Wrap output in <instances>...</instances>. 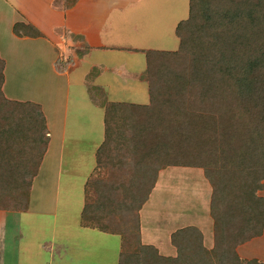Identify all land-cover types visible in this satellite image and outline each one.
<instances>
[{
	"label": "trees",
	"instance_id": "16d2710c",
	"mask_svg": "<svg viewBox=\"0 0 264 264\" xmlns=\"http://www.w3.org/2000/svg\"><path fill=\"white\" fill-rule=\"evenodd\" d=\"M13 33L40 35L22 24ZM175 35V51H142L148 76L163 84L156 93L149 78L146 105L105 104L79 224L120 236L117 264H264L235 252L264 231L257 195L264 189V0H189ZM167 56L184 67L163 75ZM65 67L55 64L59 73ZM3 70L0 58V210L17 212L27 208L48 136L39 105L4 97ZM169 166L202 169L211 187V250L193 227L170 235L174 258L140 243L138 211Z\"/></svg>",
	"mask_w": 264,
	"mask_h": 264
},
{
	"label": "crops",
	"instance_id": "0c3cea01",
	"mask_svg": "<svg viewBox=\"0 0 264 264\" xmlns=\"http://www.w3.org/2000/svg\"><path fill=\"white\" fill-rule=\"evenodd\" d=\"M70 1L73 3L69 7L65 6ZM154 1L163 0H0V58L4 61L2 93L8 100L28 101L39 105L45 119L48 136L45 152L31 182L27 208L17 212L0 211V264H21V257L17 254L16 248L24 240V235L17 228H14L17 227L16 222L18 220L21 222L20 214L54 216L56 194L61 186L60 176L65 177L63 189H67V185L72 182V175L83 173L85 178L89 177L95 168L96 151L104 139L105 104L107 102H122L103 101L101 106L97 105L95 100L90 98L94 87L91 88L87 84V75L73 73L76 85L73 93L75 100L69 106L70 83H72L69 78L70 70L78 66L82 59L86 60L88 56L86 53L82 58H75V45L79 43L78 47L82 48L80 44L84 41L86 46L83 48L91 49V51L140 52L143 49L133 48L124 42L108 44V41L111 40L116 29L119 30V28L130 24L131 21L140 18L141 13L151 7ZM15 23L33 27L40 35L38 37H19L13 33L12 27ZM43 60L50 64V68L47 70L40 69L41 64H39V73L30 75L29 68L34 67L36 61L42 62ZM9 62L19 63L18 66L21 67L16 72V78H20V72L23 74L22 80L31 77L38 79L41 88H39L38 96L33 95L34 98L18 96L19 86H11L8 83L7 66ZM58 63L60 66L66 65L65 70L61 73L57 72L55 68V64ZM100 70L103 72V69ZM46 71H48L47 74H45ZM103 81L105 80L101 82ZM123 103L134 106L146 105L133 102ZM89 106L97 107L99 113H95L99 123H94L101 129V133H98L97 136L92 134L91 123H88L84 117V112ZM82 108L84 109L83 112ZM84 130L85 132H83ZM82 159L84 161L80 163ZM82 168L83 171L80 172ZM184 177L187 179L185 185L188 182L191 183V180L193 181L192 186H188V188L192 190V194L194 193V200H192L191 194L190 197L192 198L189 199L192 200V204H188L186 210L183 204L179 207L177 202H175L174 210L169 209L172 207L170 201H175V195L171 191L176 184L184 183ZM181 188L175 189L178 191ZM210 196L211 188L201 171L196 168L169 166L158 171L149 199L139 210L141 244L152 246L162 257L174 258L176 250L170 243V235L182 227L193 226L202 234L204 248L211 249L213 247V235L209 216ZM179 211L185 212L178 216ZM174 214L178 218L185 217L183 221L179 219L180 222H184L182 225L179 221L174 222L181 225L177 226L178 228H175L176 226L174 228L169 227L163 232L161 229H155L152 226L147 228L143 225L145 223L143 221L144 216L150 217V223L153 221L156 223V220H153L157 218L156 215L160 217L171 216L172 218ZM79 228L83 230V233H78L80 237L87 236L90 231L110 235L82 227L80 224ZM25 237L29 240H24L23 244L30 246L24 250V253L27 255L36 252L37 255L36 263L33 264H63L64 256L66 257L67 252L70 251L74 253L76 259L78 256L79 259H84L83 253L85 260L92 256L81 249L82 244L78 246L71 242L75 235L66 239L51 235V242L48 244L44 243L43 238H35L34 235H25ZM118 238L119 241H116L117 248L113 247L114 250L118 249L116 264L121 248V238L120 236ZM65 240H69V242L65 243ZM44 259H47L48 262ZM24 261L27 264L30 263L28 260L24 259ZM70 264L81 263L74 261Z\"/></svg>",
	"mask_w": 264,
	"mask_h": 264
},
{
	"label": "rangeland",
	"instance_id": "374dc122",
	"mask_svg": "<svg viewBox=\"0 0 264 264\" xmlns=\"http://www.w3.org/2000/svg\"><path fill=\"white\" fill-rule=\"evenodd\" d=\"M153 3L154 4H152L151 7H148L146 11H143L141 13L140 18L131 21L130 24L126 25L125 27L119 28V30L116 29L113 33V36L111 37V40L108 41V44L124 42L125 44L130 45L131 47L136 49L159 51L177 50L179 45V38L175 35V28L179 22L185 20L188 16L189 0H163L159 2L154 1ZM78 44L79 43L75 45V58H82L86 53H88V56L86 60L82 59L78 63V66H76V64V67L72 68L71 70L68 69L70 70V82H72L70 83L71 92L69 94L70 98L68 99L69 106L70 104L72 105L75 100L73 93L76 89V85L75 76H73V73L87 75V84H89V87L91 88L94 87L92 88V93L91 91H89L91 93L90 98L95 100L96 104L100 106L103 101H122L147 104L148 88L150 87L149 78L150 81H152L156 86L155 88L157 90L154 89L156 93H158V91L162 89L163 84L159 81V79H163V77H158L157 75L158 81L160 82L159 84V82H157L155 73H153V79V76H148L147 71H145V56L141 52L143 50H140L141 53H128L125 51L122 52L107 50L91 51V49L89 50L87 48H83L84 46H86L84 41L80 44L82 48L78 47ZM45 61L48 62L47 59H45ZM45 61H36L34 63L35 65L33 64L34 67H31L28 70L30 75L37 73L38 71H40V69L47 70L48 68H50V64ZM167 61L169 63V68L160 67L159 69V71L163 73V75H166L172 68L182 69L184 67V65H178V63L173 59V57L171 58V56H167ZM182 62L185 63L184 61ZM39 64H41L40 69ZM18 65L19 63H8V83L11 84V86H19L18 96H21L23 98H34L33 95L38 96L40 88L38 79H36L35 77H31L30 79L28 78L22 80L21 77L23 76V74H21L20 72V78H16V72L18 71V68H21ZM100 69H103V72ZM47 72L48 71H46L45 74H47ZM102 80L105 81L101 82ZM83 111L84 109L82 108V112ZM95 113L99 114L97 111V107L95 108V106H89L87 111L84 112V117L86 118L88 123H91L90 128L92 134H94V136H97L98 133H101V129L99 126H96L94 124L99 123V121L97 120V115L95 116ZM83 132H85V130ZM87 156L89 157L88 154ZM83 161L84 160L82 159L80 163H82ZM198 170H200L203 174L202 169L198 168ZM82 171L83 168L80 170V172ZM86 178L85 176H83V173L72 175V182L67 185V189H63V180L65 179V177L60 176L61 186L56 194V206L54 205L55 215L51 216L39 214L31 216L27 214H20L21 222L18 220L19 222H16L17 227L14 228H17L18 231H20V233L24 235V240L27 239L25 235H34L35 238H43V241L46 244L51 242V235H54L56 238L61 237L62 239H66L71 235H75V238H72L71 242L76 243L78 246L82 244L81 249H84L83 251H87L88 254L92 256L90 258H87L86 261L85 254L83 253L82 256L84 257V259H79V256L77 257L78 259H76L74 258V253H71L70 251L67 252L66 257L64 256L63 264H70L74 261L81 264H116L118 249L114 250L113 247L117 248L116 241H119L118 236L104 235L98 232L91 231L89 232L91 234L86 232L88 233L87 236L80 237V235H78V233H83V230L79 228V219L80 212L82 211L83 206V186ZM186 181L187 179H185L184 183L176 184L173 187L174 189L171 191V193L175 195V201H170L172 207L169 209L174 210L175 202L178 203L177 205L179 207L183 204V206H185V210L188 204H192V200H194V193L192 194V190L189 189L188 186L191 187V183H193V181L191 180V183L188 182L187 185H185ZM262 182L264 183V180ZM180 187L182 188L178 189V191L175 189ZM191 194L193 198L190 197ZM257 195L259 197H264V189L259 191ZM160 197L162 198V195ZM166 197L168 198L169 196ZM189 198H192V200ZM148 199L149 196L147 197L145 203H147ZM145 203L143 205H145ZM143 205L141 207H143ZM183 212L179 211V213H176L179 216L182 215ZM156 217V219H153L156 220V223L154 221L150 223V217L144 216L143 221H145V223L143 225L147 228H150L152 226L155 229H161L164 232L169 227L174 228L176 226L175 228H178L177 226H179L180 224H184V222H180V220L183 221L185 219V217L178 218L176 214H174L172 218L171 216L160 217L158 215H156ZM175 221H179L180 224L174 223ZM138 224L140 226L139 215ZM187 227H182L181 229ZM211 231L213 235L212 219ZM31 239L34 240L33 237H31ZM24 240L19 245H17L16 248L17 254H19V257H21V264H27L24 259L30 261L29 264L36 263V252H31L27 255L24 253V250H27L30 246L24 245ZM64 242H69V240H65ZM203 244L204 243L202 242V245ZM235 252L239 258H242L244 260H256L259 262H264V231L261 235L254 237L249 241L237 246ZM44 260L48 262L47 259Z\"/></svg>",
	"mask_w": 264,
	"mask_h": 264
},
{
	"label": "water",
	"instance_id": "95a60500",
	"mask_svg": "<svg viewBox=\"0 0 264 264\" xmlns=\"http://www.w3.org/2000/svg\"><path fill=\"white\" fill-rule=\"evenodd\" d=\"M15 24H17V23H15ZM14 26V25H13ZM12 29H13V27H12Z\"/></svg>",
	"mask_w": 264,
	"mask_h": 264
}]
</instances>
